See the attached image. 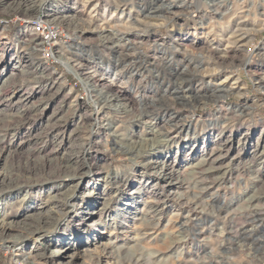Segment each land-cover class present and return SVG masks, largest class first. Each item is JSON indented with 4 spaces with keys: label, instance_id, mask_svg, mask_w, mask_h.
Returning a JSON list of instances; mask_svg holds the SVG:
<instances>
[{
    "label": "rangeland",
    "instance_id": "obj_1",
    "mask_svg": "<svg viewBox=\"0 0 264 264\" xmlns=\"http://www.w3.org/2000/svg\"><path fill=\"white\" fill-rule=\"evenodd\" d=\"M230 1L220 3V11L231 7L222 28L212 30L206 22L217 23L218 15L209 0H177L172 7L161 0H0V145L6 146L0 172L18 176L22 166L35 164L44 168L35 178L50 182L62 158L89 147L91 130L100 138L91 144L92 166L74 206L61 216L50 211L61 224L47 226L41 238L31 229L8 232L5 238L12 234L21 244L0 239V264H68L55 254L71 246L72 264L192 258L188 264H264V46L255 64L245 66L244 55L251 42L264 43V7L259 0L256 6ZM33 19L61 23L72 39L43 56ZM163 49L175 53L178 67L167 65ZM187 51L218 62L192 78L180 68ZM63 60L79 64L88 86ZM158 69L166 82L182 75L195 82L185 96L176 94L184 108L177 127L168 120ZM198 85L205 86L201 92ZM217 86L226 88L224 96ZM124 92L134 105L123 114L129 107L117 95ZM94 106L100 119L93 128ZM165 173L181 186L171 190ZM79 180L61 191L51 189L54 183L0 189V220L23 225L39 218L51 196L67 197ZM91 204L96 213L88 220ZM89 231L103 238L89 246ZM109 240L123 246L119 258L103 251ZM44 246L46 254L38 255ZM86 248L95 262L84 257Z\"/></svg>",
    "mask_w": 264,
    "mask_h": 264
},
{
    "label": "bare ground",
    "instance_id": "obj_2",
    "mask_svg": "<svg viewBox=\"0 0 264 264\" xmlns=\"http://www.w3.org/2000/svg\"><path fill=\"white\" fill-rule=\"evenodd\" d=\"M161 1L164 2V3L166 2L168 7H172L174 5L173 3L174 2H177V0H161ZM224 1L225 2H228V5H230V6L232 5V3H231L230 0H209V2L212 3V5H211L212 10L218 15V21H217V23L214 22L215 24L212 21L206 22V23H208V26H207L208 28H211L212 30H214L216 27H221L222 28V25L224 23V21H223L224 20V17H225V15H227L228 11L231 10V7H229V8L227 7L228 10H226V11H220L219 10L220 7H221L220 3L221 2H224ZM239 1L240 2H245L247 0H239ZM250 2L254 6L257 5V0H250ZM259 5L262 6V7H264L263 0H259ZM158 45H160V44H158ZM166 49L165 50L163 49L164 50V54L167 56L165 62L167 63V65H173L175 67L176 66L178 67V64L175 62V53L171 52L170 50H166ZM209 52H211V51L209 50ZM186 54H187L186 58L188 57L187 62H186V58H185V60H182L181 63H180V68H181V71L182 72L187 73L188 76H190L192 78L195 77V75H193V74H195L197 72H200V74L198 73L199 76L201 75L202 69H200V68L203 67L204 65H207V67H208L210 65H216V63L218 62L217 60L211 61L214 58H208V59H206L202 53H200V56L201 57H195V56L192 57V56H190V54L188 53V51H187ZM188 54H189V56H188ZM249 61H250V59H247L246 60L245 66L248 65L247 63ZM64 64H65L66 68L70 72H72L73 74H75L85 85L88 86V83H87L86 80L89 79V78L85 76L84 72L81 70V67L79 66L78 63L77 64H74V63H72V62H70V61L67 60V61H64ZM191 66H193L194 68H192ZM190 68H192L193 71H191ZM176 69L177 68H175V69H169V70L175 71ZM207 70L208 69H203V71H207ZM156 71H157V77H158V80H159L158 82L160 83V86H158V87L159 88H163V87L165 88V91H164L165 94L162 95V98L167 103L166 105L168 107V111H171L170 112L171 114L168 117L169 118L168 120L174 122L172 128L173 127H177V124L175 123V121H176L175 119H177L181 115V112L184 109L180 105V103H178L179 101L177 100V97L180 96V98H182V96H185V93H186L185 92V88L188 85L190 86V84H191V87H192L195 82L191 80L192 78L189 81V79H188L189 77H185V75L180 76V78H181L180 79V82L179 81L178 82L175 81V78L176 77L175 78L172 77V80L166 82L163 79V77H162V70H159L158 69ZM200 77H198V78H200ZM263 81H264V79H262L261 84H262V87L264 88V82ZM102 84H104V82H102ZM209 84H211L210 81L209 82L207 81L206 82V88H209L210 87ZM203 87H205V86L200 87L198 85L197 86V90H200ZM105 88L107 89V91H112L113 90V88L111 86H105ZM216 88L217 89H215V90L220 91L219 92L220 95L218 97L224 96L226 94L223 91V90H226V88H224V87H221L220 88L218 86ZM93 90H94V88H93V86H91L89 88V92L92 93ZM215 90H214V92H215ZM177 92L178 93L179 92H182L183 95L182 96L181 95H178L177 96L176 95ZM200 92H201V90H200ZM117 96L118 97H124V99H126V97L128 95L124 92L123 94H118ZM142 96L143 95H140V99H139L140 101L143 100V97ZM161 99H159V101H161ZM126 102H127L128 107L131 106V105L132 106L134 105V103L132 102V100L130 99V97H128L126 99ZM153 104L154 105H157L156 104V100L154 101ZM130 108L131 107H129L128 110L121 111L120 113H123V112L124 113H126V112L129 113L131 111ZM165 113H166V111L164 112V114ZM192 116H194V113L192 114ZM189 117H191V116H189ZM99 119H100V117H99V113L97 111V107L94 106V112H92V115L90 116V122L92 123L91 126L93 128L94 127H97V122H99ZM192 119L193 118H191L190 120L192 121ZM189 124H192V122H189ZM94 131L91 130V132H90L91 133L90 135L93 136V140L88 141L89 142V147L88 148H86L84 146L83 150L81 151V154H72V156H68V157L62 158V160H60L57 163V166H58V169H57L58 172L57 173H58V175H55L54 176L55 179H52V181H50V182L40 181L41 179L38 178V177L35 178L36 176L41 175V173L44 172V168H41V167H39V166H37L35 164H25L24 166H22L21 169H20V171H22L24 173L21 174V175H18V176L15 175V174L0 172V189H1V191H5V190H21V189H23L25 187L26 184H29V183H31V184L33 183L34 185H40V184L42 185V184H46V183H54V185L51 187V189H54L55 191H59L62 187H65L68 182L72 181V179H75L78 176L80 177L79 182L75 185V189L73 190L70 187L71 190H73V191L70 190L71 192H70V194L67 197H60V196H58V194H61V193H56L55 195L51 196L49 198V200L47 201V204L49 203V205L51 204V206L46 205L45 210L44 211L42 210V211H40L38 213V214L41 215L39 218H36L34 220H31V221H25V222H23V225L14 224L13 222H6V221H4V219H1L0 220V235H1L0 236V239L2 240V242H4V243L6 242L8 244L10 243V244H12L14 246H16L18 244H21V242H18L16 240H13L12 239L13 238L12 237V234H9L5 238V235L8 232H11V231H13L15 229H21V231H22V229L23 230L31 229L30 234L37 235L38 238H41L42 236H44L43 233L47 231L46 230V227L47 226H50L51 227V225H53V224H61V223H58L57 222L58 219H56V220L54 219V217L52 215V212H50V211H54L55 213L57 212V214H59L60 216L61 215H64L65 213L63 212V210H66L68 206L69 207L74 206V201L76 199H78V197L76 196V192H77V190L80 189L81 181L88 177L87 173L91 169V166H92V163H91V160H90V157H91V148H92L91 147V144L96 143V142H98L100 140L98 134L97 135H96V133L94 134ZM169 136H170V134H169ZM58 146H60V145H58ZM5 150H6V146L5 145H0V156L2 155V153ZM61 172L64 173V176H61L60 175ZM26 175H28V176H26ZM168 177L170 179H172L173 178V174L172 173H170V174L165 173L162 178L163 179H167ZM173 179L171 181L169 180L170 181L169 182V186L172 188L171 190L175 189L176 187H180L181 186V183L179 181H173ZM91 180H93V179L91 178ZM99 194H100V192H99ZM69 203H70V205H69ZM106 204H105V206H106ZM91 206H96V204H91L89 207H87L85 209L87 215L89 216L87 218L88 220L93 219L94 213H96L95 211H92L91 210V208H90ZM72 208H74V207H72ZM103 209H105V207ZM156 209L154 211H157ZM103 212H104V210H102V212H100L101 213L100 217H102ZM43 213H44V215H43ZM148 221L149 220L145 217V219H144L143 222L147 223ZM99 223L101 224L103 222L102 221H100V222H97V221L95 222L94 221L92 223V225H98ZM18 231H20V230H18ZM93 235H95L94 232H92V231H89L88 232L87 241H85V243L88 244L89 246L96 245L95 241L103 238V237H93ZM77 238L79 240H81V236L80 235L79 236L77 235ZM49 241L50 240H47V241H45V243H48ZM60 244H63V241H60ZM45 246H47V244ZM45 246L44 247H40V248L37 247V250L40 252L38 255L44 256L46 254V252H45V250H46ZM101 246H103V251H108V250L111 249L110 252H113V254L116 253V256H115L116 258H119V252L123 248V246L113 245V242L110 241V240L107 243H102ZM71 247H73V246H71ZM71 247L66 248L63 251L60 250V251L56 252L55 256L56 257L68 258L69 260L66 263L72 264L74 262L75 255L68 254V251H69V249ZM197 247H200V246L198 245ZM174 248H177V245ZM84 251L85 252L83 253V255H84L85 258H88V260L90 262H92V263L96 261V254H94V252H93V250L91 248H86ZM81 255L82 254H79V257H82ZM161 255H162V253L159 252L154 257H160ZM113 257H114V255H113ZM149 260H150V258L148 257V261ZM161 260H163L165 262L166 261L168 262V258L167 259H164L162 257ZM191 260L192 259H190V260L189 259H187V260L186 259H183V260H175L172 264H188V261H191ZM24 262H26V261H24ZM22 264H23V262H22ZM106 264H110V261L108 260L106 262Z\"/></svg>",
    "mask_w": 264,
    "mask_h": 264
},
{
    "label": "built area",
    "instance_id": "obj_3",
    "mask_svg": "<svg viewBox=\"0 0 264 264\" xmlns=\"http://www.w3.org/2000/svg\"><path fill=\"white\" fill-rule=\"evenodd\" d=\"M264 2V0H263ZM197 14H194L196 16ZM5 23V21H2ZM32 26L34 34L37 36L39 51L43 56H53V49L56 48L61 42H67L72 39V36L63 27L61 23L52 22L43 19H33L29 21ZM263 42H251L244 48V55L246 59H250L248 65L255 64L263 55ZM192 254V252H191ZM200 254V247L194 248L193 256L198 257ZM194 258H192L193 260ZM217 264H223L222 260H218Z\"/></svg>",
    "mask_w": 264,
    "mask_h": 264
}]
</instances>
